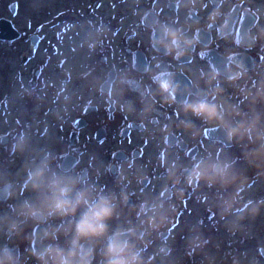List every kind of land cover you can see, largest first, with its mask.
I'll list each match as a JSON object with an SVG mask.
<instances>
[{"label":"clouds","instance_id":"obj_1","mask_svg":"<svg viewBox=\"0 0 264 264\" xmlns=\"http://www.w3.org/2000/svg\"><path fill=\"white\" fill-rule=\"evenodd\" d=\"M235 4L222 0L206 7L204 0H179L183 20L152 19L139 11L151 23L155 39L150 43L157 54L143 68L136 63L117 69L110 82L100 77L89 81L93 91L106 88L117 110L144 126L157 142L164 193L171 197L144 193L126 214L132 182L138 186L148 178L147 169L131 154L119 163L92 157L85 178L79 165L60 163L50 146H36L28 131L18 132L11 148L22 161L21 169L13 174L0 164V264H260L251 249L214 242L199 220L186 226L183 253L174 250L172 238L153 247L171 222L172 201L182 199L187 187L215 193L211 205L229 237L248 239L264 220V197L251 194L249 183L250 174L264 178V55L255 64L247 55L264 52V4L246 0L239 15ZM201 12L203 22L192 23ZM249 12L256 22L245 26ZM110 32L103 21L91 23L81 47L94 53ZM209 33L212 44L206 45L203 37ZM218 41L225 45L219 63L184 65L193 50L203 59ZM172 62L175 66H168ZM141 71L150 81L147 87L137 75ZM183 73L189 74L190 86L179 79ZM129 90L141 98L139 110L127 99ZM157 101L173 108L174 119L152 128ZM71 102L65 94L64 105ZM203 128L222 132L239 155L208 148L181 159L168 146L175 131L198 140ZM105 175L114 176L113 186L100 183Z\"/></svg>","mask_w":264,"mask_h":264},{"label":"rangeland","instance_id":"obj_2","mask_svg":"<svg viewBox=\"0 0 264 264\" xmlns=\"http://www.w3.org/2000/svg\"><path fill=\"white\" fill-rule=\"evenodd\" d=\"M143 1L99 0L98 5L94 2L92 13L97 17L105 14L109 19L123 15L121 25L127 28L137 22L135 11L144 9ZM89 10L90 0H0V19L10 20L21 33L16 40L0 41L1 138L8 136L11 130L16 134L28 131L32 139L34 136L33 143L38 145L41 139L35 141V136H38L35 131L49 124L50 117L53 118L49 111L53 106H56L64 121L71 110L77 107L81 111L85 105L92 103L89 81L93 77H102L101 75L107 72L106 65L96 59L100 50L109 47L111 65L115 58L124 52H118L119 36L112 33V29L94 53L81 47L80 41L85 31L91 23L96 22L90 21ZM104 23L108 24V21ZM110 23L118 24V21L112 20ZM96 60L104 66L98 64L94 69H88ZM69 66L72 71L68 70ZM120 66L128 68L122 60ZM65 73L69 75L68 77L66 74V79ZM65 94L71 96L72 100L67 106L63 103ZM57 117L60 118V115ZM167 119L169 122L174 119V110L173 116ZM176 132L191 139L181 131ZM16 134L14 133L12 140ZM1 138L0 164L8 165L15 174L21 169L22 161L8 155L7 149L10 150L11 143L2 145ZM220 149L239 155L234 146ZM159 172L158 182L162 185L164 175L161 174V168ZM249 183L251 194L264 197V178L250 174ZM214 196L215 193L198 188L195 196L187 200V205L179 209L178 218L175 210L173 211L172 219L176 217L174 227L168 226L162 230L153 247L168 242L161 233L170 231L174 250L183 253L182 236L186 226L199 220L205 233L211 236L214 242H220L223 247L229 249H251L256 253L260 264H264V257L260 253V248H264V220L256 223L253 236L248 239L229 237L223 230L216 209L211 205ZM185 264L195 262L186 260Z\"/></svg>","mask_w":264,"mask_h":264},{"label":"flooded vegetation","instance_id":"obj_3","mask_svg":"<svg viewBox=\"0 0 264 264\" xmlns=\"http://www.w3.org/2000/svg\"><path fill=\"white\" fill-rule=\"evenodd\" d=\"M98 5L99 0H90L91 18L90 21H108L112 29V33L119 36L118 52H124L123 55L117 56L113 65L110 63L109 47L106 50H100L96 59H100L106 65L107 72L103 73L100 78H107L110 82L111 77L115 75L117 69H126L120 66L122 60L127 67L139 63L143 68L151 62V59L156 55V51L151 46L150 41L155 39V33L151 30L150 21L139 16V9L135 11V18L137 22L124 28L121 23L124 16L115 17L116 19H109L108 17H97L92 13L94 9V2ZM132 1V0H130ZM145 17L152 19H167L176 17L183 20L184 16L178 4L179 0H144ZM142 2V4H143ZM205 6L217 5L222 3V0H204ZM257 5L264 4V0H255ZM246 6V0H236L233 8L235 14L239 15L241 8ZM204 13L201 12L192 17V23H202ZM112 20L118 21V24H111ZM256 22L251 12L244 19L245 26H250ZM206 45L212 44V34L203 37ZM225 45L222 41H218L213 47L208 56L201 59L196 50H193L192 56L183 61L184 65L192 67H206L210 63H219ZM161 59L167 63V59L163 57V53H159ZM250 61L255 64L259 61V55H264V52L258 54L253 51L247 54ZM128 58H127V57ZM121 58V59H120ZM96 62L88 66V69H94L98 64L104 66L103 63ZM96 65V66H95ZM112 66V67H111ZM170 67L175 66V62L168 64ZM65 73V79L67 78ZM137 75L141 78L143 85L147 87L150 84L145 72H138ZM69 77V75H68ZM185 85L190 86V78L188 73H183L179 76ZM89 91L92 96V103L87 104L80 111L77 107L71 110L63 118L56 110V106L50 109V122L47 126L36 130L35 141L41 139L40 144L36 146H50L57 154L58 161L62 164H71L72 166L79 165L83 170L82 175L87 178L91 171L92 157L97 160H103L106 163H119L123 161L129 154L134 158L135 162L147 169L148 178L138 186L132 182L128 192L129 201L127 210L138 206L140 196L144 193H150L153 196L164 193L163 184L158 182V174L160 173V166L157 163L156 154L158 151L157 142L145 131L144 126L135 122L134 118L128 117L121 113L115 107L112 99L105 95L106 88H102L100 92L93 91L89 86ZM127 99L133 100L139 110L141 107L140 97L135 91L129 90ZM179 99H182L180 97ZM60 115V118L57 117ZM173 116V108L165 106L159 101L156 103L153 118L150 121L152 128H159L162 125H167L169 119ZM212 128H203L202 135L198 140H191L181 136L176 131L172 134L171 140L168 141V146L172 148L175 155L181 159H188L192 155H197L208 148H232L227 146L221 140H211L208 133ZM16 132L11 130L8 134L5 144L11 143L12 138ZM4 138V136H2ZM1 138V137H0ZM34 139V136H33ZM9 156H14L12 148L7 149ZM161 174L164 175V169L161 168ZM100 183L113 186L114 176L105 175L99 178ZM197 187H187L184 189L182 199H175L172 201L174 210L178 218L179 209L187 205V200L195 196ZM171 193H164L163 198L169 199ZM176 217L171 219L169 226L175 225ZM170 231H163L161 236L169 240L172 236Z\"/></svg>","mask_w":264,"mask_h":264},{"label":"water","instance_id":"obj_4","mask_svg":"<svg viewBox=\"0 0 264 264\" xmlns=\"http://www.w3.org/2000/svg\"><path fill=\"white\" fill-rule=\"evenodd\" d=\"M21 33L18 31V29L14 26V24L8 20V19H0V41H13L20 37ZM210 133H208V137L211 140H221L223 141L227 146H232L231 144H228L223 136V133L218 130H210ZM7 137L1 138V144L5 145ZM193 156V155H192ZM260 253L264 257V248H260Z\"/></svg>","mask_w":264,"mask_h":264}]
</instances>
